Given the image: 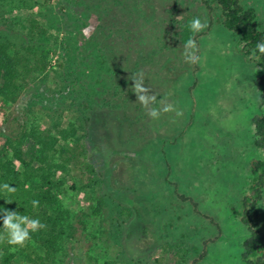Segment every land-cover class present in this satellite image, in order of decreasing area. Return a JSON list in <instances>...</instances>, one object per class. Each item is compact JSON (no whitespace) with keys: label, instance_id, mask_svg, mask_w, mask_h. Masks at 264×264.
I'll return each instance as SVG.
<instances>
[{"label":"rangeland","instance_id":"374dc122","mask_svg":"<svg viewBox=\"0 0 264 264\" xmlns=\"http://www.w3.org/2000/svg\"><path fill=\"white\" fill-rule=\"evenodd\" d=\"M170 1L138 0L143 8L149 4L153 10V25H145L152 27L149 40L156 37L165 45L161 60L144 61L142 68L150 76L162 60H167L159 69L162 82L149 87L157 96L158 107L172 104L183 115L177 117L171 111L153 120L143 109L144 117L136 121L131 135L125 130L118 132L125 124L116 119L98 128L84 120V131L73 112L64 113L60 120L58 127L65 138L53 146H69L71 132L72 137L86 132V137L82 134L86 158L99 179L97 185L85 187V179L77 178L70 166L58 168L57 153L42 147L49 125L45 110L36 104L27 112L18 143L25 164L14 160L13 166L29 188L40 182L39 166L49 174L55 194L50 212L64 227L56 239L55 264H242L241 242L247 234L229 208H238L240 198L248 193V162L259 153L251 144L250 123L257 109L258 72L253 60L243 54L236 34L224 29L217 16L207 13L198 0H181L183 3L177 4L180 12H174L186 16L183 6L188 3L196 17L208 22L195 37L198 62L186 63L184 44L167 34L176 27L170 29V24L161 21ZM239 1L254 8L259 29L264 31V0ZM29 3L31 8L11 13H2L0 8L1 23L14 13H33L39 20L45 5L61 15L59 9L67 0ZM95 24L94 18H88L82 35L87 36ZM49 33L55 35L57 43L65 39L61 29L52 28ZM146 41L147 48H154ZM59 53L55 48L45 57L49 83ZM23 102L19 96L15 102L0 97V147L4 136L19 133L17 119L22 112L18 104ZM11 154L10 148L4 151L8 158ZM257 209L264 233V193ZM12 247L8 245L13 254L9 264H26L29 258L43 254L33 239L15 250Z\"/></svg>","mask_w":264,"mask_h":264},{"label":"trees","instance_id":"16d2710c","mask_svg":"<svg viewBox=\"0 0 264 264\" xmlns=\"http://www.w3.org/2000/svg\"><path fill=\"white\" fill-rule=\"evenodd\" d=\"M29 1L0 0V8L2 13H11L13 9L27 10L31 8ZM182 1L171 0L161 21L170 24V29L176 27V31H168L167 34L175 42L184 44L190 37L195 39L202 32L191 33L188 29V22L197 16L196 12L188 9V3L183 6L186 16L175 14L180 12L177 11V4H182ZM198 2L207 13L213 12L217 16L224 29L236 34L243 54L251 58L258 69L255 75L257 109L251 115L250 123L253 126L251 144L259 153L251 156L248 162V193L242 195L238 208L230 207V212L239 218L247 234L241 242L242 264H262L264 233L259 226L257 204L264 193V54L256 50V44L264 40V31L259 29L254 8L242 5L239 0ZM145 7L139 5L138 0H67L66 6L62 4L59 9L61 15L45 5L44 12H39V20L37 15L28 12L10 14L3 20L4 24L0 20V97L10 102H15L18 96L24 100L23 105L18 104L22 112V117L17 119L19 133L4 136L0 147V185L8 183L16 188L14 193L0 191V210L17 211L30 219H39L47 226L30 232V239L42 247L43 254L29 258L26 264H55L56 239L64 229L50 212L55 204V194L52 193L49 174L41 171L39 166L36 171H40V182L36 188H29L23 185L13 166L14 160L25 164L20 158L18 143L23 136L27 112L36 104L45 110L49 125L44 130L46 136L42 139V147L57 153L58 168L63 170L66 165L70 166L77 178L85 179V187L97 185L99 179L86 158L83 140L86 132L74 137L71 132L67 137L70 144L66 147H54L53 142L65 138L61 133L63 129L58 127L64 113H75L78 127L83 131L84 120L98 128L116 119L125 124L118 132L125 130L130 135L136 121L144 117V108L137 101L132 91L133 81L128 77L132 73L143 72L144 86H155L162 82L159 69L167 65V60H162L160 68L152 71L150 76L142 68L144 61L152 63L161 60L165 47L155 36V39L149 40L152 27L145 25H153L151 20L154 15L149 4ZM90 17L96 24L87 36H83L81 29ZM52 28L65 33L62 42L57 43L55 35L49 33ZM146 40L154 48H147ZM195 41L197 43V39ZM55 48L60 53L56 67L51 70L52 83H49L45 57ZM7 148L12 150L10 158L4 155ZM34 200L38 201L35 207L32 205ZM96 200L100 204L101 199L97 197ZM2 216L3 211H0ZM2 224L0 219V233L4 231ZM12 256L8 244L0 243V264H9Z\"/></svg>","mask_w":264,"mask_h":264},{"label":"clouds","instance_id":"9594fccd","mask_svg":"<svg viewBox=\"0 0 264 264\" xmlns=\"http://www.w3.org/2000/svg\"><path fill=\"white\" fill-rule=\"evenodd\" d=\"M188 29L191 33H199L204 31L208 27V22L202 21L200 17H193L188 22ZM256 50L264 54V40L258 41L256 44ZM198 46L193 38H189L184 42L183 45V57L186 63L196 64L199 60L197 56ZM258 71V69H257ZM132 84V91L137 96V101L146 110L147 115L153 119L158 120L162 113H167L174 111L176 116H182L183 112L175 108L172 104H164L163 107L157 106V96L151 93L150 87L144 86V73H132L128 77ZM0 191H6L7 193H14L16 188L4 183L0 185ZM11 202V200H7ZM33 207L38 205V201H32ZM3 224L2 227L4 231L0 233V243L6 242L8 245L13 246L12 250H15V246H23L25 242L30 239V232L39 231L46 228V224L42 223L39 219H30L28 216L23 215L17 211H12L8 209H2Z\"/></svg>","mask_w":264,"mask_h":264},{"label":"crops","instance_id":"0c3cea01","mask_svg":"<svg viewBox=\"0 0 264 264\" xmlns=\"http://www.w3.org/2000/svg\"><path fill=\"white\" fill-rule=\"evenodd\" d=\"M230 209V208H229ZM263 255H264V252H263ZM262 261H263V257H262ZM263 264V263H262Z\"/></svg>","mask_w":264,"mask_h":264}]
</instances>
